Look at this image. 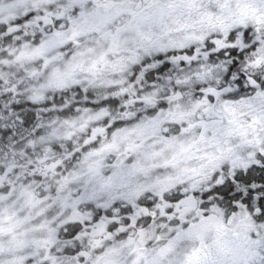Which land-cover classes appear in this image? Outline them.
Instances as JSON below:
<instances>
[{
    "label": "snow or ice",
    "instance_id": "6c2138e0",
    "mask_svg": "<svg viewBox=\"0 0 264 264\" xmlns=\"http://www.w3.org/2000/svg\"><path fill=\"white\" fill-rule=\"evenodd\" d=\"M0 264H264V0H0Z\"/></svg>",
    "mask_w": 264,
    "mask_h": 264
}]
</instances>
